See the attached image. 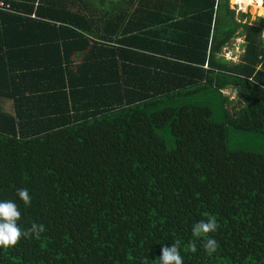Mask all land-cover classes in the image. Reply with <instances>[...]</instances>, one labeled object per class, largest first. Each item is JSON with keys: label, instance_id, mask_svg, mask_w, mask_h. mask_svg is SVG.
Wrapping results in <instances>:
<instances>
[{"label": "trees", "instance_id": "16d2710c", "mask_svg": "<svg viewBox=\"0 0 264 264\" xmlns=\"http://www.w3.org/2000/svg\"><path fill=\"white\" fill-rule=\"evenodd\" d=\"M9 1L0 200L46 230L0 264H159L175 240L184 264H264V153L227 142L264 133V18L230 0ZM210 215L211 256L191 231Z\"/></svg>", "mask_w": 264, "mask_h": 264}, {"label": "clouds", "instance_id": "9594fccd", "mask_svg": "<svg viewBox=\"0 0 264 264\" xmlns=\"http://www.w3.org/2000/svg\"><path fill=\"white\" fill-rule=\"evenodd\" d=\"M17 196L24 205L30 206L32 197L27 188L17 189ZM22 212L19 205L14 200H0V247L10 248L16 246L21 239L36 237L45 232V226L32 222L30 227L24 229L19 224ZM218 222L215 216H209L207 220H200L192 226V236L203 238V248L209 256L214 254L219 243L209 234L218 230ZM181 241L175 240L171 246H163L159 257V264H184V258L180 251ZM188 250L197 251L196 241L192 240L188 244Z\"/></svg>", "mask_w": 264, "mask_h": 264}, {"label": "rangeland", "instance_id": "374dc122", "mask_svg": "<svg viewBox=\"0 0 264 264\" xmlns=\"http://www.w3.org/2000/svg\"><path fill=\"white\" fill-rule=\"evenodd\" d=\"M244 2V0H238V1H232L230 0V5L233 9L237 10V16L241 12H252L250 15L249 20L253 21L256 20V18L261 17L264 18V14L260 15V11H264L263 8L257 9L254 6H249L248 9H245L239 2ZM262 3V2H261ZM245 22V21H244ZM264 35V29L262 31V36ZM263 39V38H262ZM264 42V39H263ZM244 39L240 38L237 40H234L229 46V48H225L223 50L224 56L227 60L234 59L235 61H239L242 52L244 50ZM235 53V54H234ZM234 89L231 88H225L224 92L226 94L231 95V98H235L236 92L233 91ZM233 105L231 104L230 108ZM227 142L230 150H244V151H250L255 153H264V133L262 134H256V133H249V132H241L238 130L233 129L232 127L228 128L227 131Z\"/></svg>", "mask_w": 264, "mask_h": 264}, {"label": "bare ground", "instance_id": "6f19581e", "mask_svg": "<svg viewBox=\"0 0 264 264\" xmlns=\"http://www.w3.org/2000/svg\"><path fill=\"white\" fill-rule=\"evenodd\" d=\"M262 0H247L246 2H239V4H241L245 9H248V7L250 6H254L257 9L263 8L262 6Z\"/></svg>", "mask_w": 264, "mask_h": 264}, {"label": "built area", "instance_id": "2783aa9c", "mask_svg": "<svg viewBox=\"0 0 264 264\" xmlns=\"http://www.w3.org/2000/svg\"><path fill=\"white\" fill-rule=\"evenodd\" d=\"M0 12H14L9 0H0Z\"/></svg>", "mask_w": 264, "mask_h": 264}, {"label": "crops", "instance_id": "0c3cea01", "mask_svg": "<svg viewBox=\"0 0 264 264\" xmlns=\"http://www.w3.org/2000/svg\"><path fill=\"white\" fill-rule=\"evenodd\" d=\"M229 48V47H227ZM225 49V48H224ZM225 53V52H224ZM235 54V53H234ZM230 61H233V62H236L234 59H231ZM234 92H236V90L234 89L233 90ZM3 109L7 112H12V104L11 102L9 101H6L4 104H3Z\"/></svg>", "mask_w": 264, "mask_h": 264}, {"label": "water", "instance_id": "95a60500", "mask_svg": "<svg viewBox=\"0 0 264 264\" xmlns=\"http://www.w3.org/2000/svg\"><path fill=\"white\" fill-rule=\"evenodd\" d=\"M262 38L264 39V35L262 36Z\"/></svg>", "mask_w": 264, "mask_h": 264}]
</instances>
